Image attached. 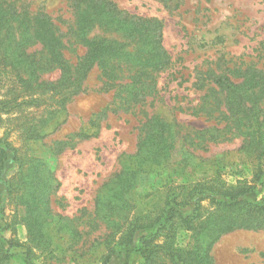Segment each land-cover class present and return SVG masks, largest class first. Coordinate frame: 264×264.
Returning a JSON list of instances; mask_svg holds the SVG:
<instances>
[{
    "label": "rangeland",
    "instance_id": "1",
    "mask_svg": "<svg viewBox=\"0 0 264 264\" xmlns=\"http://www.w3.org/2000/svg\"><path fill=\"white\" fill-rule=\"evenodd\" d=\"M12 1L46 13L62 33L71 23L70 0ZM111 1L129 14L162 23L163 45L172 64L159 74L157 94L147 98L143 108L107 112L98 120V134L89 139L81 138L80 130L112 102V93L100 91L96 69L90 72L85 91L66 104L65 121L42 139H32L30 133L53 111L44 98L0 115V147L6 148L0 171V244L8 257L3 264H102L104 260L106 264H182L194 257L197 222L187 228L178 215L198 211L205 219L213 209L209 201L215 193L210 187L249 188L243 199L251 203L264 198V156L256 158L242 149V137L234 131L200 141L208 133L198 131H218L227 122L192 111L210 94V85L200 88L201 80L210 82L204 75L208 69L223 68L225 63L230 68L251 64L264 68V0H180L176 10L155 0ZM77 50L84 49L78 46L75 52H65L74 59ZM57 76L54 71L42 77ZM16 89L14 72L0 63V100ZM22 99L28 98L17 97V103ZM261 108L264 111V101ZM219 110L226 115L223 106ZM152 114L185 127L180 136L187 140L178 139L170 159L149 173L125 175L130 187L113 195L123 180L122 167L137 150L144 115ZM21 171L27 175L25 184ZM44 178L52 188L38 207L35 183H43ZM103 199L112 201V217ZM157 218L160 221L154 222ZM129 224L135 229L132 244L122 245ZM116 227L118 233L107 237ZM209 258L211 264H264V228L221 235Z\"/></svg>",
    "mask_w": 264,
    "mask_h": 264
},
{
    "label": "trees",
    "instance_id": "2",
    "mask_svg": "<svg viewBox=\"0 0 264 264\" xmlns=\"http://www.w3.org/2000/svg\"><path fill=\"white\" fill-rule=\"evenodd\" d=\"M155 1L169 10H176L181 3L180 0ZM69 7L72 9V20L62 33L46 13L27 10L16 1L0 0V63L14 72L18 83V89L12 90L10 97L0 100V115L10 114L13 107L39 103L42 98L53 108L49 118L41 121L38 128L30 133L32 139L46 137L65 121L66 104L85 91V82L92 70L99 72L100 91L112 93V102L80 130L79 136L83 139L98 134V120L107 112L115 114L143 108L147 98L157 94L159 74L172 64L163 45L162 23L158 19L129 14L111 0H70ZM35 46L39 48L30 50ZM78 46L84 50L82 53L77 50L74 59L70 58L65 50L75 52ZM223 66L204 73L210 82L208 79L207 83L201 80L200 88L210 85V94L205 95L203 104L192 111L218 122H222L221 117L227 123L218 131H198L200 134L208 133L199 140H217L224 133L234 131L235 135L242 137V149L261 158L264 156V111L261 108L264 101V68L253 64L245 68H230L226 63ZM54 71L58 72L55 79H43V75ZM22 96L31 101L22 99L17 103V97ZM212 100H216L213 103L215 107ZM219 106L224 107L226 115L220 112ZM140 129L137 150L133 156H128L127 164L122 167L120 174L123 173V180L118 183L113 195L127 192L130 184L124 179L125 175L132 177L149 173L153 167L170 159L169 152L178 139L187 140L186 135L180 136L185 127L159 115H144ZM5 149L0 147V171L6 159ZM20 177L21 183L25 184L26 173L21 171ZM43 180L41 184L34 182L38 186L34 198L41 201L38 207L44 205L52 188L46 178ZM210 190L217 199L210 198L213 209L205 219H201L202 214L196 209L193 210L197 211L195 215H178L180 223L187 228L197 222L191 248L194 257L183 259L182 264H211L209 252L221 235L235 230L264 228V198L258 203L243 199L249 188L223 191L222 187L212 186ZM100 201L107 215L112 217V201ZM159 221L157 218L154 222ZM131 226L129 224L124 228L125 235L121 237L120 244H132L135 229ZM112 229L107 237L120 230L119 227ZM202 234L205 239L201 240ZM7 258L0 244V264ZM106 263L107 260H104L102 264Z\"/></svg>",
    "mask_w": 264,
    "mask_h": 264
}]
</instances>
